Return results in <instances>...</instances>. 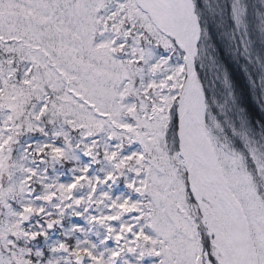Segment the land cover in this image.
Wrapping results in <instances>:
<instances>
[{"label":"snow or ice","instance_id":"obj_1","mask_svg":"<svg viewBox=\"0 0 264 264\" xmlns=\"http://www.w3.org/2000/svg\"><path fill=\"white\" fill-rule=\"evenodd\" d=\"M199 37L196 0H0V264H264V153L211 136Z\"/></svg>","mask_w":264,"mask_h":264},{"label":"trees","instance_id":"obj_2","mask_svg":"<svg viewBox=\"0 0 264 264\" xmlns=\"http://www.w3.org/2000/svg\"><path fill=\"white\" fill-rule=\"evenodd\" d=\"M242 1L246 11L248 39L245 50L233 38L234 21L230 13L232 0H199L197 3L203 28L198 68L210 103L220 105L223 120L232 134L236 135V142L247 153L250 147L263 153L264 111L259 106L260 89L249 77L247 57L249 55L254 62L253 73L258 71L264 74V20L259 19V15L264 13V4L260 0ZM223 6L228 15L222 10ZM162 54L166 56L167 52ZM247 135L252 140L245 139ZM77 222L83 223L76 217L66 218L64 229H69ZM93 231L102 229L94 228ZM47 250L48 248L46 254ZM145 264L149 262L146 261Z\"/></svg>","mask_w":264,"mask_h":264},{"label":"rangeland","instance_id":"obj_3","mask_svg":"<svg viewBox=\"0 0 264 264\" xmlns=\"http://www.w3.org/2000/svg\"><path fill=\"white\" fill-rule=\"evenodd\" d=\"M260 1L264 4V0H260ZM231 7H232V18L234 21V28L232 31L233 36H234L233 38L236 41L237 45L245 50L246 47L248 46V40L246 37L247 36V27L245 24V8H244L241 0H232ZM259 17H261V19H263V16L261 14L259 15ZM250 64H252V61H250ZM254 81L260 89L261 101H260L259 106L264 111V75L257 74V79ZM261 109H259V110L263 114V111ZM217 118L221 119L220 117H210V116L208 117V119H209L210 123L213 125L214 129H216V132L219 135L223 136V139H224L223 143L226 145L225 147L228 148L229 143H232V142L228 139V137L225 138L226 134H225L224 130L227 131V129H226L224 121L221 119V121L218 122ZM254 141H257V139ZM60 238H61L60 234L58 232H55L52 242L54 243L57 239H60Z\"/></svg>","mask_w":264,"mask_h":264},{"label":"bare ground","instance_id":"obj_4","mask_svg":"<svg viewBox=\"0 0 264 264\" xmlns=\"http://www.w3.org/2000/svg\"><path fill=\"white\" fill-rule=\"evenodd\" d=\"M222 10H224L225 11V6H223V9ZM231 12L230 13H232V8H231V10H230ZM225 13H226V15H228V11H225Z\"/></svg>","mask_w":264,"mask_h":264}]
</instances>
